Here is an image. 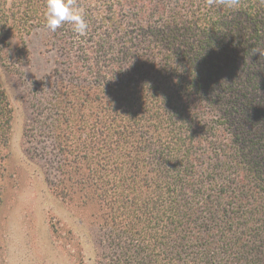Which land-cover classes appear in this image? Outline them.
I'll return each mask as SVG.
<instances>
[{"label":"trees","instance_id":"1","mask_svg":"<svg viewBox=\"0 0 264 264\" xmlns=\"http://www.w3.org/2000/svg\"><path fill=\"white\" fill-rule=\"evenodd\" d=\"M75 3L84 36L48 30L46 0L0 2V66L22 74L10 37L47 30L27 136L104 218L99 264H264V0ZM13 111L0 75V148Z\"/></svg>","mask_w":264,"mask_h":264},{"label":"rangeland","instance_id":"2","mask_svg":"<svg viewBox=\"0 0 264 264\" xmlns=\"http://www.w3.org/2000/svg\"><path fill=\"white\" fill-rule=\"evenodd\" d=\"M47 37V30L40 27L24 41L13 33L5 53L23 55V72L16 76L0 66L14 110L10 145L0 148V264H99L105 261L104 218L95 215V205L83 204L80 193L66 200L53 191L51 182L58 175L47 168L43 156L52 150L50 140L41 137L36 143L27 136L34 80L55 79L54 53L47 48Z\"/></svg>","mask_w":264,"mask_h":264},{"label":"clouds","instance_id":"3","mask_svg":"<svg viewBox=\"0 0 264 264\" xmlns=\"http://www.w3.org/2000/svg\"><path fill=\"white\" fill-rule=\"evenodd\" d=\"M229 7H234L238 0H225ZM46 28L56 32L65 24H70L72 30L79 36H84L88 30L85 19L86 12L76 5L75 0H46Z\"/></svg>","mask_w":264,"mask_h":264}]
</instances>
